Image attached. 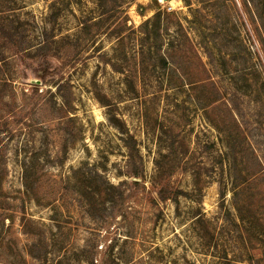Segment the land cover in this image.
I'll list each match as a JSON object with an SVG mask.
<instances>
[{
	"label": "rangeland",
	"instance_id": "obj_1",
	"mask_svg": "<svg viewBox=\"0 0 264 264\" xmlns=\"http://www.w3.org/2000/svg\"><path fill=\"white\" fill-rule=\"evenodd\" d=\"M17 2L0 264H264V0Z\"/></svg>",
	"mask_w": 264,
	"mask_h": 264
},
{
	"label": "trees",
	"instance_id": "obj_2",
	"mask_svg": "<svg viewBox=\"0 0 264 264\" xmlns=\"http://www.w3.org/2000/svg\"><path fill=\"white\" fill-rule=\"evenodd\" d=\"M17 0H0V33L8 35L11 39L17 52L20 51L22 46L18 45L19 43L15 39V33L12 30V25H15V17L17 15L18 9ZM52 36L44 33V39L37 47L38 52H40L41 57H47L49 51L51 50ZM139 186V185H138ZM185 192L169 184L164 185L158 190L155 194V199L158 202H166L167 200H177L179 197L183 196Z\"/></svg>",
	"mask_w": 264,
	"mask_h": 264
},
{
	"label": "built area",
	"instance_id": "obj_3",
	"mask_svg": "<svg viewBox=\"0 0 264 264\" xmlns=\"http://www.w3.org/2000/svg\"><path fill=\"white\" fill-rule=\"evenodd\" d=\"M175 0H162V3H164L165 4V8H167V10L169 11V12H172V11H175L176 9H175V6L173 5V2H174Z\"/></svg>",
	"mask_w": 264,
	"mask_h": 264
},
{
	"label": "water",
	"instance_id": "obj_4",
	"mask_svg": "<svg viewBox=\"0 0 264 264\" xmlns=\"http://www.w3.org/2000/svg\"><path fill=\"white\" fill-rule=\"evenodd\" d=\"M33 83L40 85L41 84V81L40 80H36V81L34 80Z\"/></svg>",
	"mask_w": 264,
	"mask_h": 264
}]
</instances>
